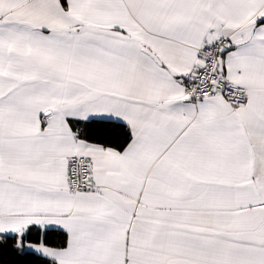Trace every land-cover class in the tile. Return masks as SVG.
I'll return each mask as SVG.
<instances>
[{
  "label": "snow or ice",
  "instance_id": "obj_1",
  "mask_svg": "<svg viewBox=\"0 0 264 264\" xmlns=\"http://www.w3.org/2000/svg\"><path fill=\"white\" fill-rule=\"evenodd\" d=\"M0 264H264V0H0Z\"/></svg>",
  "mask_w": 264,
  "mask_h": 264
}]
</instances>
